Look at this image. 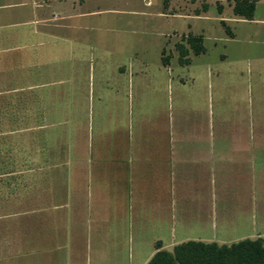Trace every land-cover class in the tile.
Returning <instances> with one entry per match:
<instances>
[{"label":"rangeland","instance_id":"rangeland-1","mask_svg":"<svg viewBox=\"0 0 264 264\" xmlns=\"http://www.w3.org/2000/svg\"><path fill=\"white\" fill-rule=\"evenodd\" d=\"M256 1L254 20L248 21L234 14L236 0H88L84 5L71 0L51 3L50 9L38 12L33 0H0V91L25 89L0 96L1 164L8 165L10 155L47 154L48 165L58 168L52 175L60 187L72 168L79 175L88 165L90 175L102 163L99 156L116 150L123 159L118 217L107 218L114 231L109 248H104L107 243L100 240L95 224L105 220L107 212L99 216L97 211L104 207L96 211L94 204L80 235L73 236L67 258L30 257V242L18 239L0 243L4 249L0 264H64L70 260L73 264H146L158 243L172 251L180 244L172 238L213 237L211 231L184 233L173 211L178 209L175 201L169 194L167 201H154L155 195L149 196L146 188L163 184L166 170L168 188L172 185L176 170L168 161L166 169L157 159L159 154L154 155L156 149L163 155L168 150L170 155L162 143L165 140L181 136L264 138V130L240 133L238 129L250 125L258 129L264 116V0ZM53 11L60 19L51 20ZM44 18L50 21L40 22ZM190 35L203 36L207 51L199 56L191 51L192 62L181 65L177 45L185 44ZM17 55L23 63L8 64L7 58ZM167 57L169 66L163 63ZM30 86L37 87L31 90ZM38 125L45 128L22 130ZM144 140H159L158 146L149 148L151 162L139 156L145 153ZM241 145L219 143L217 150L245 155L239 152ZM185 152L192 153L191 149ZM130 155L136 159L132 169L136 190L128 196ZM83 157L87 162L81 161ZM263 159L257 158L252 170L244 172L245 184L248 175L255 174L262 195ZM178 173L175 187L181 180L190 181L183 180L189 174L186 170ZM237 177L235 172L228 175V184L235 189ZM139 185L146 187L139 190ZM161 207L166 208L169 221L162 231L154 224ZM242 223L227 228L217 220L214 242L232 244L251 235L253 229L260 230L251 217ZM24 224L30 229V221ZM14 247L22 251L11 250Z\"/></svg>","mask_w":264,"mask_h":264},{"label":"crops","instance_id":"crops-1","mask_svg":"<svg viewBox=\"0 0 264 264\" xmlns=\"http://www.w3.org/2000/svg\"><path fill=\"white\" fill-rule=\"evenodd\" d=\"M66 1L71 0H33L37 12L39 10L50 9L51 3L54 5L57 2L63 3ZM73 1L84 5L88 0ZM56 16L57 14L53 11L51 20L60 19L59 16L57 18ZM196 16L200 17V15ZM48 21L50 19L44 18L40 22L47 23ZM7 59H9L8 64L11 66L21 65L23 63L22 60H24L18 55ZM2 64L3 62H0V66ZM36 87L30 86L28 89L32 90ZM24 90V88L16 87L13 90L0 91V96L3 94H18ZM43 128L45 126L38 125L35 128L28 127L22 130H42ZM227 128L229 130L234 129V127L232 128L230 126ZM238 129L240 133L243 132L242 130H264V116L261 117L258 129L254 125H250L249 129ZM18 130L16 129V131ZM158 141H143V146L146 149L143 155H139L142 160L151 162L149 161L150 155L148 156L150 152L149 148L158 146L156 145ZM237 142L242 144L239 152H243L245 155L232 156L226 153V151L217 150L219 143L226 145V143L233 144ZM162 143H165L164 145L169 147L170 155L167 153L168 150L164 151L165 154L163 155L161 149H156L154 155L158 156L159 154L157 159L160 163L163 161L166 164L168 161L176 172L171 175L172 185L170 189L167 185L166 178L168 175L166 170L164 173L165 182L160 184L159 187L154 185L153 189L148 185L146 188L147 193H149V196L150 194L155 195L153 200L155 201L158 198L159 203L167 201L169 194L171 199L175 201V207L178 208L176 210L173 209V211L176 213L177 218H180L179 223L184 233L188 234L191 233L190 231L195 230L196 234L198 233L197 235H199L206 231H211L213 236H186L179 240H176L175 237L172 238V241H178L177 243L188 241L212 243L217 241L215 237L217 220L221 221L223 223L222 225L230 228L234 223L240 226L243 225L242 222L246 217H251L253 219V225L255 226L256 223V226H260V230L257 228V230L253 229L251 235L243 236L233 241L264 239V194L262 195L260 193L263 191V188L256 185L258 180L255 174H249V179L246 181V184L244 182L245 178H247L244 175L245 170H248V168L252 170L256 159L264 157V138L248 139L241 136H228L200 139L181 136L176 139L171 138L169 141L165 140ZM162 143H159V145L161 146ZM190 149L192 153L186 154L185 151H189ZM39 155L32 154L26 157L10 155L6 159L8 165L1 164L3 161H0V243L12 242L13 240L16 242L18 239L21 242L28 241L30 242V257L42 259L62 257L65 259L68 257V251H72L73 236L75 234L76 236L78 234L80 235L81 227L88 222L89 213L93 212L96 205V211L98 207L101 209L104 207L103 210L97 211L99 216L100 213L102 215L105 212L104 210L107 212V215L104 216L105 220L103 218L95 224L98 228L97 231L100 235V240L104 244L107 243L104 248H109L110 242L114 241V231L112 229V223L108 219H112L113 216L118 217L117 214L120 208V178L123 159L119 151L116 150V152L108 156H99L102 163L90 175L86 171L88 165H85L83 168L81 166L85 170L83 171L81 169L79 175L75 174L77 170L72 168L73 171H69V179L67 182L62 183L60 187H58L59 182L54 181V176L52 175L56 172L53 173V169L58 168L48 165L51 160L50 156L41 153ZM0 158L3 157L0 155ZM128 159L127 174L130 185L128 196H130L136 190L134 182L135 174L133 175L132 173L136 159H133L131 155ZM81 161L87 162V157H83ZM18 162L22 164L19 165ZM40 162L44 165L40 166ZM165 168L167 169V164ZM182 169L189 173L188 176L185 175L183 177V180L190 179V183L182 182L181 180L182 184L180 182V185L175 187L174 178L178 181L180 177L178 172L181 173ZM231 172H235L238 176L237 181L239 186H236V189L234 186L228 184V175ZM162 178L161 176L159 179L160 183L163 180ZM145 187V185H139V190ZM144 200L148 202L149 198L145 197ZM236 203L237 205H235ZM158 210L159 215L156 212L157 217L154 220V224L161 227V231L163 229L167 230L169 224L167 210L163 207ZM115 211L116 215L112 214ZM234 213H237L236 218H233ZM61 218H63V223L60 221ZM76 220H79L78 230L76 229ZM28 221L31 223L30 229L24 226V223ZM92 223L89 222V224ZM108 223L109 225H106ZM107 226L110 228L105 233L103 228H108ZM223 231L225 232V230ZM171 232L176 236L175 231L172 230ZM100 248L104 249L102 246ZM0 249L1 252L4 251L2 247ZM12 249L14 251H22L20 247H14ZM14 253L16 254L17 252ZM16 255H19V257H28L24 253H18ZM69 258L72 257L69 256ZM64 264L73 263L70 260L69 262L65 261Z\"/></svg>","mask_w":264,"mask_h":264},{"label":"trees","instance_id":"trees-1","mask_svg":"<svg viewBox=\"0 0 264 264\" xmlns=\"http://www.w3.org/2000/svg\"><path fill=\"white\" fill-rule=\"evenodd\" d=\"M256 6V0H236L234 14L244 20L253 21ZM185 41V44L177 45L181 65L192 62L189 56L191 51L196 56L207 51L203 36L190 35ZM163 63L169 66L170 59L163 58ZM147 264H264V239H246L223 245L188 241L174 246L172 251L164 250L161 243H158L156 253Z\"/></svg>","mask_w":264,"mask_h":264}]
</instances>
